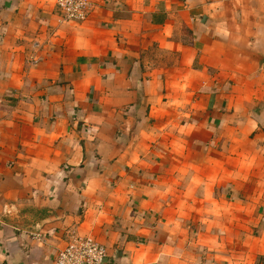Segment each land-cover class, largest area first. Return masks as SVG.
Listing matches in <instances>:
<instances>
[{"label":"crops","instance_id":"0c3cea01","mask_svg":"<svg viewBox=\"0 0 264 264\" xmlns=\"http://www.w3.org/2000/svg\"><path fill=\"white\" fill-rule=\"evenodd\" d=\"M0 0V264H264V0Z\"/></svg>","mask_w":264,"mask_h":264},{"label":"built area","instance_id":"2783aa9c","mask_svg":"<svg viewBox=\"0 0 264 264\" xmlns=\"http://www.w3.org/2000/svg\"><path fill=\"white\" fill-rule=\"evenodd\" d=\"M63 22H84L93 8L91 0H56ZM107 248L91 235L72 234L57 253L54 264H105Z\"/></svg>","mask_w":264,"mask_h":264}]
</instances>
